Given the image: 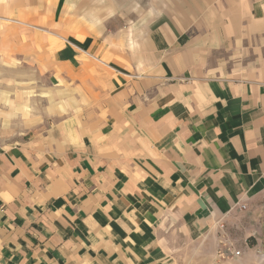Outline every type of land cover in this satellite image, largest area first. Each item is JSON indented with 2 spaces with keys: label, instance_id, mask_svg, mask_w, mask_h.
Listing matches in <instances>:
<instances>
[{
  "label": "crops",
  "instance_id": "obj_1",
  "mask_svg": "<svg viewBox=\"0 0 264 264\" xmlns=\"http://www.w3.org/2000/svg\"><path fill=\"white\" fill-rule=\"evenodd\" d=\"M86 1L0 0V23L64 18L56 60L91 90L0 140V264H178L176 237L210 235L264 190V0H167L103 36L67 19Z\"/></svg>",
  "mask_w": 264,
  "mask_h": 264
},
{
  "label": "rangeland",
  "instance_id": "obj_2",
  "mask_svg": "<svg viewBox=\"0 0 264 264\" xmlns=\"http://www.w3.org/2000/svg\"><path fill=\"white\" fill-rule=\"evenodd\" d=\"M166 1L88 0L74 5L71 16L67 19L77 25L76 29L93 31L98 36L111 35L109 30L113 31L128 25L132 23V18L138 19L142 16L134 13V10L142 13L144 7L149 8L154 4L165 5ZM122 3L125 4L122 7L132 8L134 15H116L117 8H120ZM156 8L160 11L159 7ZM153 9L154 7L152 11ZM111 11L114 17L110 16ZM10 15L14 14H7ZM21 17V15L18 18L12 16V20L21 21L23 20ZM54 21L50 18L29 21L33 25L31 27L7 21L0 23V110L4 112L10 110V105L7 106L4 102L7 98H10L16 107V114L8 118L0 115V140L8 145L20 143L24 138L37 135L42 127H49L56 117L68 116L71 108L77 106L76 94L84 97L86 88L91 93L84 79H79L77 74H68L65 64L56 60L57 48L52 40L61 42L47 32L64 33L60 30H65L62 26L65 24V19L58 20L57 27ZM72 38L68 36L67 39L72 40ZM247 58L255 59L258 55ZM91 60L96 62L94 59ZM97 64L100 65L101 62ZM91 75L87 79H91ZM22 81L26 84L18 85ZM77 81L82 84L75 88ZM65 88L69 89V95H60L58 90ZM70 97L74 98L73 102L70 101ZM51 99L63 103L68 112L51 114L47 110ZM92 101L91 98L89 103H85L83 98L79 105L85 108L90 106ZM23 104L28 106V111L18 108ZM222 225L213 228L210 235L199 239H190L185 235L176 237L174 243L177 247L176 262L178 264H264V190L247 204L244 211H234ZM237 251H241L240 256H236Z\"/></svg>",
  "mask_w": 264,
  "mask_h": 264
},
{
  "label": "built area",
  "instance_id": "obj_3",
  "mask_svg": "<svg viewBox=\"0 0 264 264\" xmlns=\"http://www.w3.org/2000/svg\"><path fill=\"white\" fill-rule=\"evenodd\" d=\"M247 208V204H244L242 206H240V211H244V209ZM241 255V251H237L236 252V256H240Z\"/></svg>",
  "mask_w": 264,
  "mask_h": 264
},
{
  "label": "bare ground",
  "instance_id": "obj_4",
  "mask_svg": "<svg viewBox=\"0 0 264 264\" xmlns=\"http://www.w3.org/2000/svg\"><path fill=\"white\" fill-rule=\"evenodd\" d=\"M70 43V42H69Z\"/></svg>",
  "mask_w": 264,
  "mask_h": 264
}]
</instances>
